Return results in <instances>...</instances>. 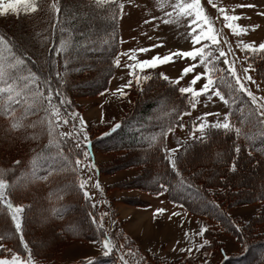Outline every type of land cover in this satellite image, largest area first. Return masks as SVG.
<instances>
[{
	"label": "trees",
	"instance_id": "obj_1",
	"mask_svg": "<svg viewBox=\"0 0 264 264\" xmlns=\"http://www.w3.org/2000/svg\"><path fill=\"white\" fill-rule=\"evenodd\" d=\"M120 2L123 3V0ZM82 3H87V0H62V6L76 10L78 17L76 21L71 22L75 25V31H72L71 27L65 23L64 39L71 51L74 47H79L86 42V37L79 35V32L83 31L87 36L97 40L96 46L101 50L88 52L85 58L78 61L72 60L69 65L70 70L61 90L71 101L68 107L72 109L77 108L76 98L79 95H92L108 87L109 80L116 70L113 61L120 49L121 39L119 18L114 22L113 28V21L106 18L107 14L103 9H84L80 7ZM61 20H64L63 15ZM54 23L52 14L46 11L26 18L21 13V17H17L6 26H0V34L20 38L32 52L36 53L33 58L38 60V67L44 65L38 74L48 75L46 61L54 59L56 63L52 71L55 84L54 73L64 72V56L44 50V41L48 36H52L51 43L47 45L48 48L59 46L61 25L57 24L53 29ZM108 34L114 37L111 40V49L102 44V39H109ZM213 56L215 57L214 53ZM213 62L217 68L225 67L220 61L214 60ZM260 63L259 59L255 61L257 66ZM148 72L151 79L144 82L143 91L138 90L135 85L130 89L134 101L120 120L122 127L117 132L105 136L104 133L112 128L110 123L101 126L89 124L91 146L94 152H102L111 156L110 159L101 163L100 172H113L125 167L142 166V173L132 175L120 183L156 194L164 191L160 187L163 184L168 188L166 193L171 201L184 205L193 215H207L210 219L220 223L223 230L236 239L241 251L227 256V259L224 258L220 263L208 261L206 264H264V230L262 229L264 200L260 199L261 193H264V145L256 140L251 149L253 155L250 157L248 143L243 139L238 141L241 145V153L237 161L238 171L232 173L229 169L232 158L235 156V133L224 135L223 132H214L211 139L205 143L188 142V144H193L188 152L180 148L177 153V156L181 157L178 163L180 176H177L165 159L166 135L168 127L171 125L175 128L181 125L182 113L192 109L187 98L178 92L179 85L163 80L159 75L161 73L159 69L148 70ZM261 73H264V68L257 72L260 80ZM262 84L264 85V82ZM220 87L222 91L227 92L226 85ZM240 100L242 101L240 107L247 110L249 108L248 99L240 97ZM38 115L43 117L45 114L40 112ZM236 116H239L238 111H236ZM30 119L35 120L37 117ZM9 123L0 116V168L6 170L11 168L15 160L25 162L26 166L17 172V176L24 177V179L21 180L20 186L14 193V199L17 202L23 201L25 204L34 206L29 214L30 223L25 228V239L30 242V245H34V258L54 261L56 255L76 240L100 241L101 230H98L96 224L92 223V218L95 217L97 223L100 222L101 215L104 213L103 205L92 198L86 200L83 197V193L78 188L79 180L84 178L82 172L79 177L73 173H61L54 175L48 182L33 180L29 175L31 160L36 150L42 144L48 143V137L39 128L35 130L37 133L35 140L31 138L34 130L30 128L26 133L21 131L6 134L5 128ZM249 135L258 136V130H249ZM70 147L74 149L72 139L63 145V149L66 155L74 159V154L68 152ZM77 150L79 149H74V153ZM77 153H80V150ZM257 161L260 163L258 164ZM181 177L185 178L182 188L179 187ZM189 181L193 185L192 188H188ZM69 184L74 187L62 191ZM60 196L62 199L59 198ZM209 201L218 204L219 210H212ZM256 201H262L263 204L247 220L234 217L228 212L230 207ZM93 204L96 206L93 207ZM57 211L61 213L62 218L57 217ZM230 221L243 227L244 231L239 236ZM106 223L107 219L104 216L103 231L108 233ZM118 227L119 225L114 232H116V240L120 246H123L122 249H127L130 242L136 245L130 238L129 242L126 241L123 238L125 236L123 231ZM0 236H3L1 240L4 247L11 249L12 252L20 250L18 235L14 232L10 217L0 215ZM205 236L209 238V244L203 248L205 255L209 253L211 247L216 246L223 249L213 228H208ZM125 237L128 239L127 236ZM0 256H11V253L0 250ZM146 256L153 258L157 264L164 262L156 255H143V257ZM90 260L94 264H122L115 248L108 257L102 254L79 259L70 264H88ZM167 264H199V262L196 258L188 256L185 259L170 260Z\"/></svg>",
	"mask_w": 264,
	"mask_h": 264
},
{
	"label": "snow or ice",
	"instance_id": "obj_2",
	"mask_svg": "<svg viewBox=\"0 0 264 264\" xmlns=\"http://www.w3.org/2000/svg\"><path fill=\"white\" fill-rule=\"evenodd\" d=\"M208 3L217 9L218 18L222 17L221 23L233 35L240 38L249 33L250 29L239 23L245 17L235 14V9H232V14H229L228 9L217 6L213 3V0H208ZM80 7L84 9H103L107 14L106 18L113 21V28L115 26L114 22L118 18H123L125 9L124 3L120 2V0H87V3H82ZM166 7L170 8L171 11H164V16L170 19H163L162 23L168 25L173 20L176 22L183 20L190 29L189 49H178L170 51L168 54H156L148 59H137V53H149L165 45L163 43H156L151 45V47L120 52L115 55L113 63L115 67L119 68L121 66V57H128L132 63L125 64V67L129 69L128 74L131 79L126 84L121 85L117 91L121 97H125L127 95L125 89H131L133 85L138 90L143 91L144 82L151 79L148 70H155L161 65L174 64L176 61L189 62L187 67L182 68L178 79L175 81H170L169 77L164 73L159 74L163 80L169 81L173 85H179L181 80H185L190 73H194L198 64L204 65L205 72L192 76L188 86L178 87V92L181 96L187 98L191 109L196 108L201 96H207L208 100H211L215 96L229 110L222 119L219 112H206L203 117L198 118V123H193L191 138L194 143H205L211 139L214 132H223L224 135L234 132L236 137V141H234L235 156L232 158L229 170L232 173H237V161L241 153V145L238 141L243 139L248 143V155L250 157L253 155L251 149L256 140L261 145H264V96L255 95L249 87V85H256V88L261 90L260 84L257 83V80L250 73L259 72L260 69L264 68V42L257 43L255 41L245 42L243 39L238 40L237 47L244 52V62H247V67L243 68V76H241L236 68L237 58L235 53H233L231 44H228L227 39L224 40V43L228 44L227 52L220 47V34L214 30L212 22L207 18L201 0H174V2L168 3ZM237 7L249 8L254 7V5L239 4ZM45 11L52 14L55 20V23L52 25L53 29L56 28L57 24L61 25L59 29L61 39L58 47L48 48L47 45L52 41V36H48L44 41V50L53 52L55 55L63 54L64 72L60 73L57 71L54 73V84L52 71L56 63L54 59L46 61V66L49 70L48 75L38 74L44 65L38 67V60L33 58L36 56V53L32 52L20 38L8 34H0V116L10 122L5 128L6 134L21 131H25L26 133L29 128L34 130L31 137L33 140L37 138L35 130L38 128L46 134L48 143L42 144L36 150V154L31 160L29 175L33 180L48 182L54 175L61 173H73L79 177L80 172L84 169L88 171L95 169L94 157L87 151V148L91 146L87 124L82 117H79V113L74 110L68 111L71 101L61 89L66 82L71 61H78L85 58L88 52H96L101 49L96 46V39L80 31L79 35L86 37V42L69 51L67 41L64 39V25L67 23L72 31H75V25L71 22L76 21L78 17L76 10L62 6V0H0V15L4 16L11 12L17 17H21V13H23V17L26 18ZM62 15L64 17L63 21L61 20ZM260 15H264V12L260 13ZM79 18L83 19V17ZM145 23L147 24L149 21L145 20ZM260 27V25H254L251 31L254 32ZM108 35L109 39H102V44L107 45L108 49H111V40L114 37L111 34ZM119 42L123 43V40ZM211 46L216 47L213 48ZM216 51H218L219 55L214 57L213 53ZM229 53H232V59L228 58ZM220 58H223L224 68H217L213 62L214 60L219 61ZM257 59L261 61L258 66L255 64ZM34 68L37 70L34 71ZM216 73H219V75H215ZM261 80L264 82V73H261ZM201 81H204L202 87L197 88L198 82ZM221 85H226L227 92L222 91ZM240 97L248 99L249 108L247 110L240 107L242 104ZM233 109L239 112L238 117L236 116V111H233ZM40 112H43L45 115L39 117L38 114ZM190 114L188 111L183 112L181 119L183 115ZM210 115L216 116L215 122H208L207 117ZM31 117H37V119H30ZM234 117L236 119H233ZM77 119L79 120L78 125L76 123ZM61 124H71L72 131H60ZM179 126L183 127L182 124ZM121 127L120 123H115L110 131L105 132L104 135L107 136L115 133ZM249 130H258V136L249 135ZM168 131H173L171 125L168 127ZM162 135H166V133H162ZM69 139H74V149L80 150V153H74L72 147L68 149L70 154H74V159L64 153L63 145ZM181 147L184 152H188L193 147V144L185 142L181 144ZM256 150L260 151L261 149ZM164 151L165 159L169 162L171 169L177 176H180L178 163L181 157L176 155L179 152V148L169 150L165 147ZM257 163L259 164L260 162L257 161ZM25 166L24 161L15 160L11 168L7 170L0 168V215L10 217V221L14 225V232L18 235L19 245L21 246L19 251L12 252L11 249L0 244V250L11 253L10 259L0 258V264H37V261L34 259V245H30V242L25 239V228L30 223L29 214L33 211L34 206L32 204H25L23 201L17 202L14 199V193L20 186L21 180L24 179V177H18L17 172ZM184 179L183 177L180 179V188L184 185ZM89 180H91V176H89L88 180L80 179L78 185L86 200L91 199L89 192L85 190ZM72 187L74 185L69 184L62 191L69 190ZM95 187L100 189L99 181L96 182ZM160 187L164 191H168L165 185L161 184ZM192 187L193 185L189 181L188 188ZM160 194L163 195V192ZM59 198L62 199V196ZM260 199L264 200V193H261ZM208 203L211 205L212 210H219L218 204L211 201ZM92 206L95 207L96 205L93 204ZM179 206L183 207L182 204ZM164 211L165 209L163 208L157 209L154 215L163 213ZM56 215L58 218H62L59 211H57ZM106 215L108 213L101 215L99 223L93 217L92 223L96 224L98 230H101V239L97 242L102 243L103 255L108 257L113 253L115 246L108 238V233L103 231V217ZM172 215L179 216L180 213L173 212ZM230 223L238 236L244 231L241 225L231 221ZM207 231L206 227H202L198 235L203 237ZM184 235L186 238H190L188 233ZM0 239H3V236H0ZM208 244L209 241L204 239L203 243L196 250L199 251ZM192 250V248L180 249L181 252L187 251L189 253ZM225 259H227L226 255ZM120 260L122 264H128L123 255L120 256ZM88 264H94V262L90 260Z\"/></svg>",
	"mask_w": 264,
	"mask_h": 264
},
{
	"label": "rangeland",
	"instance_id": "obj_3",
	"mask_svg": "<svg viewBox=\"0 0 264 264\" xmlns=\"http://www.w3.org/2000/svg\"><path fill=\"white\" fill-rule=\"evenodd\" d=\"M170 2H174V0H123L125 9L123 18L120 19V33L123 43H120L117 54L129 52L131 49L151 47L156 43H163L165 46L156 48L149 53H137V59H148L153 55L168 54V52L178 49L188 50L190 29L187 24L183 20L180 22L173 20L168 25L162 23L163 19H170L164 16V11H171L170 8L166 7ZM213 3L228 9L229 14H232L231 10L235 9V14L245 17L239 23L250 29L247 35L240 38L236 37L221 23L222 17L218 18L217 9L209 4L208 0H201L207 18L212 22L214 30L220 34V47L227 52L228 44H231L233 53L237 58L236 68L239 74L243 76V68L247 67V62H244V52L237 47V43L239 39H243L245 42H264V15H260L264 12V0H213ZM239 4H250L254 7L239 8L237 7ZM15 19H17V16L11 12L6 16L0 15V26H6ZM145 20H148L149 23L146 24ZM254 25H260L261 27L253 32L251 28ZM225 39H227L228 44L224 43ZM211 47L215 48L216 46ZM214 54L215 56L219 55L218 51ZM228 58L232 59V53H229ZM219 61L223 64V58H220ZM127 63H132V61L126 56L121 57V66L116 67L106 89L92 95H79L76 98L77 108L68 107V111H76L79 113V117H82L86 122L89 139L91 135L89 124L101 126L110 123V126L113 127L115 123H120L123 115L133 104L134 96L130 89H125L127 92L125 97H121L117 91L121 85L126 84L131 79L128 74L129 69L125 67ZM188 63V61H176L174 64L161 65L157 69L167 75L169 79L175 81L178 79L182 68L187 67ZM202 72H205V66L198 64L196 71L190 73L185 80H181L179 86H188L191 77ZM250 74L260 84L261 90H258L256 85H249V87L255 95L264 96V85L257 72ZM203 82H198L196 87H202ZM227 110L228 108L218 97L213 96L211 100H208L207 96H201L196 108L189 111L191 114L182 116L181 124L183 127L177 126L173 128V131H168L166 135L167 148L169 150L179 148L180 150L181 144L192 141V125L198 123V118L203 117L206 112H219L222 119ZM207 120L209 123H213L216 116L210 115ZM76 123L79 124L78 119ZM60 131H72L71 124H61ZM197 135L199 134L197 133ZM72 140L74 141V139ZM90 154L94 157L95 169L92 171L84 169L82 171L84 180H88L91 176L85 190L89 192L94 201L103 205L104 213H108L105 218L107 219L106 228L109 239L115 246L119 256L123 255L128 264H157L153 258L143 257L145 254L158 256L164 261L160 264H167L168 261L178 258L185 259L188 256L196 258L199 264H206L208 261L220 263L225 255L230 256L241 251L239 243L232 235L223 230L220 223L210 219L207 215H193L184 205L180 207L181 204L171 201L165 191H162L163 195H161V192L156 194L139 187H129L120 183L132 175L142 173V166L125 167L113 172H101V175H99L100 173L97 174L96 172V166L100 167L101 163L110 159L111 156L102 152ZM97 181L100 183V189L95 187ZM262 204V201L239 204L230 207L228 212L234 217L247 220L261 208ZM161 208L165 211L154 215L156 210ZM173 212H178L180 215L173 216ZM117 225L128 237V239L125 236L123 238L128 242L132 239L136 245L130 242L127 249H122L116 240V232H114ZM202 227L214 229L215 235L220 241L219 243L223 245V249L216 246L211 247L206 255L203 249L196 250L204 239L209 241L205 234L203 237L198 235ZM262 229L264 230V225ZM185 233H188L190 238H186ZM0 244L3 245L1 239ZM181 248H192L193 250L190 253L187 251L181 252ZM101 251L102 243L76 240L56 255L54 261L34 259L37 264H68L80 258H91ZM0 258L10 259L11 256H0Z\"/></svg>",
	"mask_w": 264,
	"mask_h": 264
},
{
	"label": "crops",
	"instance_id": "obj_4",
	"mask_svg": "<svg viewBox=\"0 0 264 264\" xmlns=\"http://www.w3.org/2000/svg\"><path fill=\"white\" fill-rule=\"evenodd\" d=\"M144 251V250H143ZM103 254V250L101 251V252H98L96 255H94V256H92V257H96V256H98V255H102ZM91 257V258H92ZM80 259H83V258H80ZM77 261H78V259H77ZM74 262H76V261H74ZM74 262H70V263H74ZM70 263H68V264H70Z\"/></svg>",
	"mask_w": 264,
	"mask_h": 264
}]
</instances>
